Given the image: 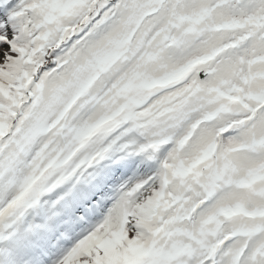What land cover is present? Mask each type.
<instances>
[{"label": "snow or ice", "instance_id": "snow-or-ice-1", "mask_svg": "<svg viewBox=\"0 0 264 264\" xmlns=\"http://www.w3.org/2000/svg\"><path fill=\"white\" fill-rule=\"evenodd\" d=\"M0 264H264V0H0Z\"/></svg>", "mask_w": 264, "mask_h": 264}]
</instances>
